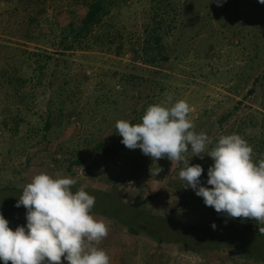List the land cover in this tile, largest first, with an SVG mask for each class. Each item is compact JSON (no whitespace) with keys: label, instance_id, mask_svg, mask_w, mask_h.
Masks as SVG:
<instances>
[{"label":"trees","instance_id":"obj_1","mask_svg":"<svg viewBox=\"0 0 264 264\" xmlns=\"http://www.w3.org/2000/svg\"><path fill=\"white\" fill-rule=\"evenodd\" d=\"M3 1L7 5L15 1L14 10L23 14V18L9 27L8 35L17 40L0 38V128L10 138L16 139L25 126H30L29 116H39L37 121L43 119L40 129L43 138L54 127L64 125L63 128H68L71 124L85 126L82 134L71 136L77 145L70 152L73 158L71 165L81 166L89 160L96 161L105 156L118 159L126 166L128 164L129 170L138 173L165 169L174 161L166 157L151 159L139 148L130 150L125 147L116 122L126 120L130 124H139L148 106L165 102L169 97L173 103L185 100L184 84L188 103L194 97V89L190 90L189 84L197 85V79H205L211 73L216 75L210 55L220 54V30H234L252 36L247 40L245 35H241L242 39L238 38V42L243 53L254 54L250 53L240 67L232 70L229 81L233 79V83L229 91L237 95L250 81L251 87L242 100L235 101L220 114L217 113V105L195 106L197 114L190 116L194 124L192 131L206 133L211 143L198 154L199 157L193 156L197 154L190 147L183 156L190 165L200 164L203 167L200 182L205 187H211L206 180L207 169L213 163L207 154L221 135L239 134L252 147L253 161L264 159V99L257 104V109L243 106L247 97H256L257 93L264 98V3L251 0V13L244 12L238 20L235 17L239 15V6L244 0H221L219 5L217 0H67L80 5L84 9L83 14L74 19L75 13L60 11L51 23L45 18V12L54 0ZM138 8H141L140 14ZM131 16L135 24L129 28L126 21ZM234 37L230 39L231 44ZM92 51L114 59L106 60L108 67L97 69L99 81L92 90H88L85 86L89 84V77L85 71L75 73L70 59L76 52ZM127 53L132 57L130 62L124 63L120 59ZM80 57L90 63L89 56ZM87 66L92 68L90 64ZM184 66L189 71H185ZM177 68V73H174L173 69ZM227 100H231V96ZM42 108H45V118L40 113ZM89 125L95 130L88 132ZM105 131L109 134L102 136ZM56 151L64 154L61 149ZM132 151H136L139 158L128 162L125 155ZM175 164V171H181L185 166L183 161H176ZM140 165L144 169H139ZM128 180L132 178L128 177ZM13 191H5V197ZM17 191L20 193L23 190ZM109 197L115 203V196ZM149 201V197L135 198L132 204L126 206L125 212L140 210ZM96 209L94 206L91 210L93 216H102L111 225H124L130 235L141 233L149 235L159 244L169 242L154 233L140 230L135 223L136 218L126 222L124 217L119 216L123 210L115 209L111 204L108 209ZM25 213L26 209L22 205L16 207V204L0 209V214L14 226L26 224ZM229 222L220 231L264 238L263 223L242 217ZM189 229L193 232H190L192 236L203 235L201 230ZM210 246L198 248L191 238L186 241V248L193 253L212 252L223 247ZM101 249L105 250V247ZM232 249L245 260L264 262L253 257L254 254L246 248ZM134 258L130 252H122L116 257L117 264H135ZM62 264H68L63 257ZM142 264L150 262L145 259Z\"/></svg>","mask_w":264,"mask_h":264},{"label":"rangeland","instance_id":"obj_2","mask_svg":"<svg viewBox=\"0 0 264 264\" xmlns=\"http://www.w3.org/2000/svg\"><path fill=\"white\" fill-rule=\"evenodd\" d=\"M250 4L251 0L242 1L238 10L239 15L235 18L241 20L244 12L249 11L251 13ZM15 6V1L9 2L7 5L3 0H0L1 40H15L12 35H8L9 27L14 26L21 17L23 18V14H19L18 11L14 10ZM60 11L75 13L74 19H78L83 14L84 9L80 5H74L67 0H54L46 7L45 18H48L52 23V20ZM137 12L140 14L141 8H138ZM126 24L129 28L134 26L133 16L126 21ZM241 35H245L247 40L252 39V36L246 33L239 34L234 30H220L218 36L219 42H221L219 44L220 54L210 55L216 75L214 76L211 73L205 79H197L195 81L197 85L189 84L190 90L194 89V97L190 98L188 102L192 107L190 116H196L195 106L197 105L209 107L217 105L219 108L217 113L220 114L226 108L232 106L235 101L242 100L246 90L250 89L251 81L237 95H233L229 91L233 83V79L229 81L232 77V70L240 67L242 61L245 58L248 59L251 53L241 51L238 42V38L242 39ZM231 36H235L233 44L230 43V39L233 38ZM18 42L21 43L20 40ZM39 46L41 45L39 44ZM253 54L252 52L251 55L253 56ZM82 55L89 56L87 58L90 63L80 57ZM131 57L132 54L127 53L120 60L124 63L130 62ZM108 59L114 58L107 54L92 51L76 52L70 61H72L75 73L85 71V75L90 80L85 87L92 90L94 84L99 81L96 74L97 69L108 67V64H105ZM89 64L92 68L87 66ZM183 69L189 71L187 66H184ZM228 69L231 71L228 72ZM177 70L178 68L173 69V72L177 73ZM175 85L179 86V83ZM182 85L183 83H181ZM183 87V91H185L183 99L186 101V84ZM229 96H231V100H227ZM261 96L257 93L256 97H247L243 101L244 108L257 109V104L264 99ZM44 112L45 108H42L40 113H42L43 118L46 116ZM38 118L39 116H29L30 126H25L16 139L10 138L0 128V209L16 204L22 195V192L19 193L17 190H23L36 174L45 172L54 178L71 177L76 180V183L72 186V191L75 192L83 188L88 194L94 196V206H96L97 211L108 209V205L111 204L115 209L123 210L119 216L124 217L126 222L136 218L135 223L140 226V230L145 233H154L169 241L159 244L149 235L141 233L130 235L124 225H111L106 218L94 215L95 218L104 220L108 225V235L96 246L98 248L105 247V251L110 257V264H117L116 257L122 252L134 254L135 264H142L145 259L150 264H264L261 261L245 260L236 255L232 249L246 248L254 254L253 257L264 261V238L247 237L242 233H226L225 230L220 231V229L229 225L230 220L235 222L238 217L231 218L224 213H217L211 206H206L203 203V198L197 196L194 190L185 188L183 186L184 181L179 177L180 170L175 171L177 165L174 166L173 164L176 161L172 162L173 164H168L165 169H160L156 175L155 173L158 170L154 172H146V170L141 173L134 172L133 169L129 170L130 166L128 164L126 166L118 159L105 156L99 157L96 161L89 160L81 166L71 165L73 158L70 156V152L77 146L71 136L82 134L83 129L86 130L85 126L82 128L78 124H71L68 128H63L64 125H61L59 128L54 127L43 138L40 131L43 119L37 121ZM93 130L95 128L89 125L87 131L91 132ZM108 134L109 132L105 131L102 136ZM57 149L64 151V154L57 153ZM125 158L129 162L130 160L137 161L139 157L136 151H132L127 153ZM139 169H144L143 165H140ZM136 175L139 177L134 178ZM128 177L132 180L127 181ZM201 185L203 186V184ZM7 190L14 191L13 194L5 197V191ZM109 195L115 196L113 198L115 203L110 200ZM147 197L150 198V201L142 209L125 212L126 206L132 204L135 198L145 199ZM213 223L216 225L215 229L210 227ZM9 227L14 230L16 226L9 223ZM189 228L201 230L203 235L200 234L197 237L194 234L192 236ZM190 238L198 248L210 245L211 248H220V245H223V247L221 250L216 249L212 252L193 253L186 248V241ZM173 241L181 243L175 244ZM224 245H226V248ZM0 264H3V262L0 261Z\"/></svg>","mask_w":264,"mask_h":264},{"label":"clouds","instance_id":"obj_3","mask_svg":"<svg viewBox=\"0 0 264 264\" xmlns=\"http://www.w3.org/2000/svg\"><path fill=\"white\" fill-rule=\"evenodd\" d=\"M220 2L217 0L218 5ZM191 112L185 100L173 103L169 97L148 106L141 123L119 120L116 129L121 143L130 150L139 148L155 160L183 161L185 166L179 172L183 186L194 190L217 213L264 223V159L254 162L252 147L239 134L221 135L207 154L213 161L206 180L211 187L202 186L203 167L190 165L183 153L190 147L197 154L193 156H198L211 141L206 133L192 131ZM75 183L71 177L54 178L41 172L25 185L16 207L26 209V224L13 230L0 214L3 264H62V257L68 264H110L106 251L96 246L108 235V225L91 214L94 196L83 188L72 191ZM210 227L215 229V223Z\"/></svg>","mask_w":264,"mask_h":264}]
</instances>
